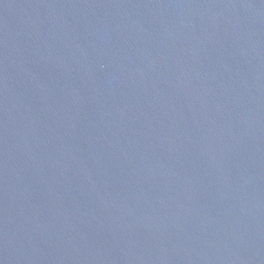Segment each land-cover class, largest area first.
Masks as SVG:
<instances>
[{"label": "water", "instance_id": "95a60500", "mask_svg": "<svg viewBox=\"0 0 264 264\" xmlns=\"http://www.w3.org/2000/svg\"><path fill=\"white\" fill-rule=\"evenodd\" d=\"M0 264H264V0H0Z\"/></svg>", "mask_w": 264, "mask_h": 264}]
</instances>
